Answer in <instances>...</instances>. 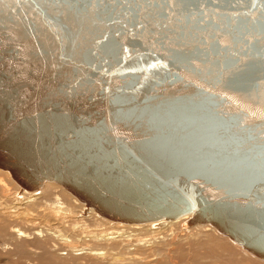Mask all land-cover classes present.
<instances>
[{
    "label": "water",
    "instance_id": "obj_1",
    "mask_svg": "<svg viewBox=\"0 0 264 264\" xmlns=\"http://www.w3.org/2000/svg\"><path fill=\"white\" fill-rule=\"evenodd\" d=\"M0 168L264 260V0H0Z\"/></svg>",
    "mask_w": 264,
    "mask_h": 264
},
{
    "label": "rangeland",
    "instance_id": "obj_2",
    "mask_svg": "<svg viewBox=\"0 0 264 264\" xmlns=\"http://www.w3.org/2000/svg\"><path fill=\"white\" fill-rule=\"evenodd\" d=\"M2 172L6 171L0 169V198L6 196L4 190L2 192V186L11 192L18 188L17 183L6 175L4 177ZM2 181L3 183H1ZM58 186L62 187L61 185ZM63 189L65 188L63 187ZM65 191L69 193L67 190ZM55 192L61 193L60 189L49 191L47 188H43L38 194L40 197L51 199ZM67 193H64L63 197L71 203L72 197ZM71 196L73 195L71 194ZM75 200L77 204L73 203V209L75 208L77 215L81 208L84 211L86 206L77 198ZM1 211L0 264H109L108 261L111 260L117 261L115 264H264V261L245 251L211 225L184 228L186 216L179 218L178 223L173 224L170 221H165L159 227L134 229L127 227L125 238L115 236L114 239L107 241L103 247L93 240L92 235L83 231V227H72L77 223L76 220H56L48 209L34 208L30 214L32 216H29L32 222L29 223L9 222ZM88 217L89 214L77 217V219L87 220ZM47 220L57 224L60 232L55 233L58 231L55 230V227H44L46 230L50 228V231H44V234L41 233L42 235L37 234V227L34 226L46 224ZM81 222L83 223V221ZM87 225L90 228L89 231L105 228H113L111 229L113 232L116 230L114 227H99L101 223L97 221L96 216H93ZM144 226L151 225L147 223ZM13 228L24 230L27 236L16 237L12 233ZM51 228H53L52 231ZM59 236L68 240L64 241ZM126 236L131 239L126 238ZM76 247L79 250L88 247L92 251L80 252V255V253H75Z\"/></svg>",
    "mask_w": 264,
    "mask_h": 264
},
{
    "label": "bare ground",
    "instance_id": "obj_3",
    "mask_svg": "<svg viewBox=\"0 0 264 264\" xmlns=\"http://www.w3.org/2000/svg\"><path fill=\"white\" fill-rule=\"evenodd\" d=\"M1 170H4V169H1ZM4 171H6V172H2L4 174L3 175L4 177L6 175L9 178L13 179L9 171H7V170H4ZM1 183H3V181ZM56 184H58V183L47 180L38 189L28 190L26 188H23L22 186H20L17 183L16 185L18 186V188H16V191H14V192H11L5 186H2L3 187L2 192L4 190V193L6 194V196H4L3 198H0V211L3 210V211H1L2 214L8 218L9 222H14V223H17V222L18 223L19 222H23V223L24 222H28L29 223V222H32L30 220L29 216H32L30 214L32 213L31 211L34 208H45V209H48V211L50 212V214L53 216V218H56V220H62V219H64V220H68V219L76 220L77 223L74 224V226H72V227H79V228L80 227H83L82 230L83 231H86L87 234L92 235L93 240L97 244H99L100 246H103V247L105 246V243L107 244V241H110V240L114 239L115 236H117V237L119 236L121 238L122 237L125 238V234H126V231L128 229L127 227H130V229L140 228V227H159L165 221H170L173 224L174 223H178L179 218H181L183 216H186L184 218V220H186V224H185L184 228H190V227H208L209 225L213 226L210 223H193V224L189 223V220H190V218L192 216V213H185V214H183V215H181V216H179L177 218H174V219H164L163 218V219H158V220L148 221V222H142V223H127V222L110 220V219H108L106 217H103L100 214H98L92 207H86V209L84 211L80 207L81 210L79 211V214L77 213V215H76L75 208L73 209V203L74 204L75 203L77 204V202L75 200V198H77V197L74 196L72 193L71 194L73 196H71V194H69L70 192L67 190L69 192V193H67L65 191L66 189H63V186L62 185H61L62 187H60V186H58L60 184H58V185H56ZM43 188H47L49 191H51V190L54 191L56 189H60V192L61 193L55 192L53 194V197L51 199L45 198V197H40V195L38 194V192L41 189H43ZM0 189H1V186H0ZM64 193H67L70 197H72V199H71L72 202L71 203L67 202L64 199V197H63ZM73 197H75V198H73ZM80 202L85 205V203H83L82 201H80ZM87 214H89V217L87 218V220L86 219H77V217L84 216V215H87ZM93 216H96L97 221H99L101 223V225L99 227H114L116 230H114V232H113L111 230L113 228H111V229H106L105 228V229H100V230L95 229V230L89 231L90 228L87 225V222H90V220H91V218H93ZM80 221H83V223L82 222L80 223ZM45 223L46 224H41L40 226L39 225L34 226V227H37V229H36L37 230V232H36L37 234L40 235L44 231H48V232L50 231L49 230L50 228L48 230H46L44 227H55V230H58L55 233L60 232V229L57 226V224H53L52 221H50V220H47ZM147 223L150 224L151 226H144V224H147ZM118 226H121V227H118ZM52 230H53V228H51V231ZM217 231H219V230L217 229ZM12 233H14L16 235V237H22L23 238V237H26L27 236V233L24 230L20 229V228H13L12 229ZM220 233L223 234L222 232H220ZM36 235H34V236H36ZM223 235L226 236V237H228L225 234H223ZM59 237H61L62 240H64V241L68 240V239H63L64 238L63 236H59ZM126 238H130V237L129 236H126ZM69 241H70V239H69ZM232 241H234V240H232ZM236 244H238V243H236ZM239 246L242 247L241 245H239ZM243 249L245 251L249 252L245 248H243ZM75 250H76L75 253L90 252V251H92L88 247L87 248L84 247L81 250H79L78 247H76ZM249 253L251 255H253L254 257H257L254 254H252L251 252H249ZM98 254L99 255H105L104 253H98ZM80 255H81V253H80ZM257 258L260 259V260H262V261H264L263 259H261L259 257H257ZM9 262H11L10 259H9ZM7 263H8V261H7ZM108 263L109 264H115V263H117V261L111 260V261H108Z\"/></svg>",
    "mask_w": 264,
    "mask_h": 264
}]
</instances>
